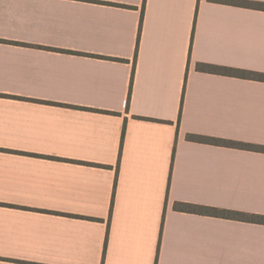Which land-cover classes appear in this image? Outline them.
Here are the masks:
<instances>
[{
    "label": "crops",
    "instance_id": "0c3cea01",
    "mask_svg": "<svg viewBox=\"0 0 264 264\" xmlns=\"http://www.w3.org/2000/svg\"><path fill=\"white\" fill-rule=\"evenodd\" d=\"M227 69L264 74V10L0 0V264H264V225L199 211L264 216V153L189 138L264 146Z\"/></svg>",
    "mask_w": 264,
    "mask_h": 264
},
{
    "label": "trees",
    "instance_id": "16d2710c",
    "mask_svg": "<svg viewBox=\"0 0 264 264\" xmlns=\"http://www.w3.org/2000/svg\"><path fill=\"white\" fill-rule=\"evenodd\" d=\"M210 1L212 2L231 1L234 4L237 3L243 6H247L249 8L264 10L263 3L246 2V1H239V0H210ZM223 73L227 75H236L238 77L246 78L249 80L264 82V74L262 73L249 72V71H237L236 72L234 70H228V69L224 70ZM189 138L190 140H193V141L206 142V143H211V144H215V145L223 146V147H230V148L248 150V151H253V152H258V153H264V146L262 145L246 144V143L226 141V140L214 139V138H202L199 136H190ZM184 206L185 205H182L181 208L185 209ZM179 208H180L179 205H177L176 209H179ZM199 211L201 213H206L208 215H215L216 217H219V218L235 219V220H241V221H245L249 223L264 225L263 215H256V214L242 213V212H235V211H228V210H221V209H213V208H199Z\"/></svg>",
    "mask_w": 264,
    "mask_h": 264
}]
</instances>
